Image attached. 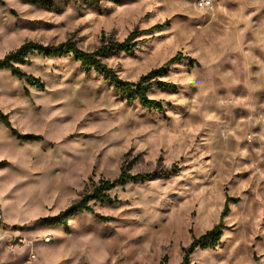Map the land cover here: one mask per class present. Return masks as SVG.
I'll return each mask as SVG.
<instances>
[{"label": "rangeland", "instance_id": "obj_1", "mask_svg": "<svg viewBox=\"0 0 264 264\" xmlns=\"http://www.w3.org/2000/svg\"><path fill=\"white\" fill-rule=\"evenodd\" d=\"M198 1L0 0V57L27 40L91 51L138 31L133 53L103 62L129 81L165 65L174 84L148 93L156 110L71 54L29 56L21 70L42 86L0 70V110L41 136L20 139L0 121V233L32 241L3 248L2 260L29 264L33 249L31 264H180L193 236L222 222L218 246L197 248L190 264H264V0ZM122 169L158 175L114 188V202L93 201L66 225L44 222Z\"/></svg>", "mask_w": 264, "mask_h": 264}, {"label": "trees", "instance_id": "obj_2", "mask_svg": "<svg viewBox=\"0 0 264 264\" xmlns=\"http://www.w3.org/2000/svg\"><path fill=\"white\" fill-rule=\"evenodd\" d=\"M27 3L34 5L45 6L53 8L56 0H24ZM87 2L94 0H85ZM162 26V24H156L149 29L142 32H151L153 29ZM138 31L131 32L126 39L122 41L114 40L112 38L101 37L100 45L91 51H86L78 46V44L68 39L58 44H43L33 40H27L14 50L9 51L3 57H0V70H11L12 73L19 78H26L27 81L34 86H42V82L39 78L32 75H28L21 70V65L30 63L29 56L33 53H38L44 57H57L66 54H71L76 61L81 62L83 68L87 71L94 70L105 78L109 79L114 88L120 91L129 103L138 101L142 106L152 108L156 110H162L163 105L161 101L151 98L148 93L154 88L170 89L174 87V84L162 76L168 73L165 65L158 68H154L145 74H142L137 81H129L122 79L117 72L103 62L104 57H108L111 54L119 52L133 53L137 47V42L133 41L134 37L138 34ZM185 57L181 52L172 56L166 63L170 64L176 60H180ZM189 58V57H187ZM0 121L8 127L13 135L18 136L20 139L37 140L40 139V135L36 134H21L12 127L11 122L6 114L0 110ZM177 165L167 171L172 174L177 170ZM157 176L156 172H137L131 173L129 170L122 169L120 173L113 179L100 178L92 188L85 192L78 200L74 201L65 209L59 211L55 215L44 217L43 220L48 225H66L69 218L73 217L84 211H94L91 202H114L116 198L111 197V190L118 186H124L128 182H138L149 179L152 176ZM233 201L238 199L232 198ZM229 211V199L225 202L223 211L221 213L222 218L227 215ZM222 222L218 223L214 227L206 230L199 236H193L192 241L188 246L184 248V258L180 264H190L189 257L197 249H214L220 243L223 236Z\"/></svg>", "mask_w": 264, "mask_h": 264}, {"label": "built area", "instance_id": "obj_3", "mask_svg": "<svg viewBox=\"0 0 264 264\" xmlns=\"http://www.w3.org/2000/svg\"><path fill=\"white\" fill-rule=\"evenodd\" d=\"M198 5L202 8H210L212 7L211 0H199ZM4 220V208L3 204L0 200V224L3 223ZM4 233H0V255L3 248H7L9 250L15 249L18 245H30L32 241L28 236L24 233H13L8 240L4 241ZM45 240H49L48 236L44 238ZM37 254L33 249H30L29 253L27 254L26 260L33 261L37 259ZM0 264H6L0 257Z\"/></svg>", "mask_w": 264, "mask_h": 264}, {"label": "crops", "instance_id": "obj_4", "mask_svg": "<svg viewBox=\"0 0 264 264\" xmlns=\"http://www.w3.org/2000/svg\"><path fill=\"white\" fill-rule=\"evenodd\" d=\"M3 261H4V260H3ZM26 261H27L29 264H31V262H32V261H28V260H26ZM4 262H5L6 264H9L11 261H8V262H7V261H4Z\"/></svg>", "mask_w": 264, "mask_h": 264}, {"label": "bare ground", "instance_id": "obj_5", "mask_svg": "<svg viewBox=\"0 0 264 264\" xmlns=\"http://www.w3.org/2000/svg\"><path fill=\"white\" fill-rule=\"evenodd\" d=\"M49 240H50V238H49Z\"/></svg>", "mask_w": 264, "mask_h": 264}]
</instances>
